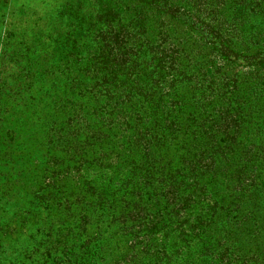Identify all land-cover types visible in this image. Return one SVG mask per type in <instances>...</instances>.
Here are the masks:
<instances>
[{
	"label": "rangeland",
	"instance_id": "obj_1",
	"mask_svg": "<svg viewBox=\"0 0 264 264\" xmlns=\"http://www.w3.org/2000/svg\"><path fill=\"white\" fill-rule=\"evenodd\" d=\"M0 264H264V0H0Z\"/></svg>",
	"mask_w": 264,
	"mask_h": 264
}]
</instances>
